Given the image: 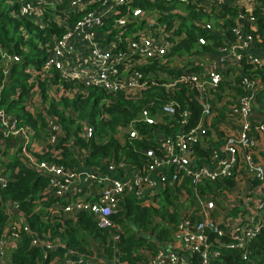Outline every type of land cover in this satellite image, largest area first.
<instances>
[{"label":"built area","instance_id":"2783aa9c","mask_svg":"<svg viewBox=\"0 0 264 264\" xmlns=\"http://www.w3.org/2000/svg\"><path fill=\"white\" fill-rule=\"evenodd\" d=\"M128 1L11 0L10 5L15 6L10 13L13 17L26 18L40 28L52 20L64 32L59 37L52 36L50 48L38 68L31 65L25 70L27 85H30L25 106L30 112L34 108L41 114L47 136L44 141L34 139L30 128L18 125L14 116L0 108V162L18 148L24 165L42 173L47 187L57 198L48 207L52 215L70 217L84 212L100 228L110 226V216L125 195L152 206L165 184L183 200V183L197 185L232 178V187L219 197L221 205L216 206L210 198H198V206L180 210L177 222L165 223L171 241L155 255L148 256V264H192V254H196L199 264H222L220 256L230 252L244 259L251 239L264 227V35L259 37L246 31H255L257 19L252 11L259 5L264 6V0H178L194 4L205 12L212 7L219 10L221 5L236 8L234 25L230 28L232 40H226V35L209 21L195 19L192 23L196 27L210 35H221L224 44L213 47L211 52L182 55L170 54L171 48L185 37L184 31H176L180 20L176 18L170 26L166 25L164 19H159L160 11L153 13V23H145L144 14L152 13L132 9L131 14H124L115 22L122 25L125 20L134 19L135 29L126 35L118 29L108 38L103 32L105 20L117 14L116 6ZM61 3L64 7L58 9ZM65 11L79 16L68 22L58 16ZM261 41L263 45L258 44ZM196 42L197 45L208 43L202 35L196 36ZM19 60L18 55L9 53L0 43V92L6 85L10 67ZM152 60L156 63L148 71L137 69ZM243 62L252 64L253 68L245 72ZM252 71L258 75L249 74ZM54 73L74 85L96 87L107 93L121 91L129 98L137 97L148 85L158 84L170 91L185 87L201 106L199 119L184 129L188 117L185 110L178 121V130L164 135L154 126L163 117L175 114L174 103L169 102L156 109L142 108L133 119L118 127L116 134L130 139L143 137L140 125L150 127L147 139L156 145L141 149L147 161L139 167L124 162L103 164L98 169L86 167L84 156L79 155L72 142L69 143L71 151L79 159L75 169L37 160L35 154L58 157L56 144L61 129L35 86V79L47 78V100L76 92L75 88L63 91L54 84L51 81ZM234 78L239 80L240 92L226 86ZM91 133V125L83 122L81 135L89 137ZM196 146L209 149L210 154L207 157L197 154ZM8 179L0 165V186ZM239 186L248 187L237 190ZM250 186L255 187L252 190ZM10 209L14 211V207ZM211 210L216 211L214 217L210 215ZM192 214L198 219L191 220ZM3 231H9V241L13 242L20 232L28 233L29 229L23 223H12ZM208 232L213 235L211 239ZM36 243V239L31 240L32 246ZM0 246H6L5 240ZM43 247L45 251L55 248L49 244ZM76 260L71 254L63 258L64 264H75Z\"/></svg>","mask_w":264,"mask_h":264},{"label":"trees","instance_id":"16d2710c","mask_svg":"<svg viewBox=\"0 0 264 264\" xmlns=\"http://www.w3.org/2000/svg\"><path fill=\"white\" fill-rule=\"evenodd\" d=\"M63 7L64 3L58 5V9ZM134 8L152 14L160 11L159 19H164L169 26L176 18L180 20L176 31H184L185 37L171 48L170 54L211 52L213 47L224 44L225 40H221V35H210L196 27L192 23L195 19L209 21L215 29L226 35V40L233 39L230 28L234 25L236 8L221 5L219 10L212 7L205 12L194 4H184L178 0H130L116 6L117 14L104 22L103 32L107 33L108 38L118 29L122 30V33L124 31V35L135 29L132 25L134 19L125 20L122 25L115 22L118 17L131 14L130 11ZM13 9L15 6L6 5V0H0V43L9 53L20 57V60L10 67L6 85L1 89L0 108L14 116L18 125L30 128L34 139L44 141L47 136L44 119L34 108L30 112L25 106V95L30 89L25 70L27 66L38 68L42 64L50 48L52 36L62 35L64 28L52 20L40 28L26 18L13 17L10 14ZM252 15L257 19L256 29L246 31L262 37L264 6L255 8ZM58 16L72 22L79 14L65 11L58 13ZM197 35H202L208 43L197 45ZM258 44L263 45L262 41ZM155 63L152 60L137 69L148 71ZM242 67L248 72L253 65L243 62ZM249 74L258 75L257 71ZM1 77L0 72V80ZM51 81L63 91L75 88L76 92L71 96L61 95L57 99L47 100V78L35 79V86L61 129L56 144L59 149L58 157L51 158L47 153L35 154V157L37 160H48L71 170L79 164V159L74 156L69 146L71 142L79 155L84 156V165L92 169H98L101 165L111 162H124L137 167L144 165L147 158L141 153V149L154 148L156 145L152 139H147L151 134L150 127L140 125L139 132L143 135L140 139L116 134L117 128L133 119L142 108L156 109L162 104L174 103L175 114L163 117V120L154 126L164 135L174 134L178 130V121L183 111H188L184 129L196 124L201 112L200 104L189 95L185 87L170 91L158 84L148 85L137 97L129 98L121 91L107 93L96 87L74 85L72 81L61 79L57 73H54ZM232 81V84L226 83V86L240 92L238 78ZM210 103L212 106L213 101ZM85 121L92 127L89 137L81 135ZM195 150L204 157L210 154L209 149L196 146ZM18 151L17 148L13 155L0 162L2 172L9 177L7 183L0 186V242H6V246H0V264H64L63 258L67 254L77 259L75 264H112L113 261L117 264H148V256L155 255L171 241L170 230L165 223L177 222L180 210L198 206V198H210L216 206L221 205L219 197L234 183L232 178L197 185L183 183V200L171 186L165 184L162 192L158 194V201L152 206L141 204L138 199L125 195L118 201V209L110 216V226L100 228L93 218L84 212L70 217L52 215L48 207L57 201V198L47 187L45 176L24 165ZM11 206L14 211H10ZM236 210L235 208L233 213ZM210 215L214 217L216 211L211 210ZM194 219L198 217L192 214L191 220ZM12 223H23L29 229L28 233L20 232L13 242L9 241V231H3L5 226ZM207 236L211 239L213 235L208 232ZM32 239L37 241L34 246L31 245ZM46 244L55 248L45 251L43 245ZM190 258L193 260L192 264H199L196 254H192ZM220 260L222 264H264V227L251 239L246 258L242 259L230 252L220 256Z\"/></svg>","mask_w":264,"mask_h":264},{"label":"rangeland","instance_id":"374dc122","mask_svg":"<svg viewBox=\"0 0 264 264\" xmlns=\"http://www.w3.org/2000/svg\"><path fill=\"white\" fill-rule=\"evenodd\" d=\"M11 0H6V5H10ZM145 23H153L155 21V14H144Z\"/></svg>","mask_w":264,"mask_h":264},{"label":"crops","instance_id":"0c3cea01","mask_svg":"<svg viewBox=\"0 0 264 264\" xmlns=\"http://www.w3.org/2000/svg\"><path fill=\"white\" fill-rule=\"evenodd\" d=\"M247 187H248V186H239V187L237 188V190L246 189ZM254 187H255V186H250L249 188L253 190ZM249 188H248V189H249Z\"/></svg>","mask_w":264,"mask_h":264}]
</instances>
